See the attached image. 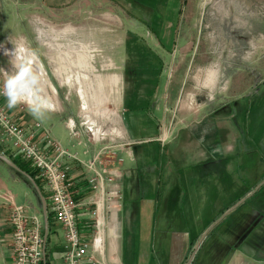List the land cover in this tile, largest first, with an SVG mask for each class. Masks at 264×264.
Here are the masks:
<instances>
[{
    "label": "rangeland",
    "instance_id": "obj_1",
    "mask_svg": "<svg viewBox=\"0 0 264 264\" xmlns=\"http://www.w3.org/2000/svg\"><path fill=\"white\" fill-rule=\"evenodd\" d=\"M19 46L41 61L56 92L39 79L38 86L59 103L57 111L64 118L88 122L77 86L67 81L72 71L86 67L93 80L83 82L91 112L99 121H106L104 111L111 117L127 112L130 118L132 112L150 108V114L142 113L143 121L132 119L130 124L136 137L153 135L157 127L168 137L163 143L143 140L134 147L137 158L151 155V164L142 168L154 174L161 204L172 199L174 205L195 170L193 159L182 148L187 135L184 124L169 133L165 121L182 122L186 109L197 112L207 104L227 103L212 118L220 115L221 127L215 132L226 162L223 193L217 192L220 208L216 222L192 250L191 261L202 258L204 264H226V255L237 248V241L256 233L255 219L243 221L264 212V0H0L3 88L7 77L20 71L6 48ZM176 92L179 95L173 96ZM23 102L25 112L42 121L50 118L51 112L41 104ZM176 102L181 108L170 112ZM106 145L108 140L101 146ZM69 148L86 162L90 159L84 146L73 143ZM106 155L103 166L114 169L117 154ZM119 158L122 169L130 166L126 153ZM30 194L35 203L32 190ZM173 215L176 219L178 213Z\"/></svg>",
    "mask_w": 264,
    "mask_h": 264
},
{
    "label": "crops",
    "instance_id": "obj_2",
    "mask_svg": "<svg viewBox=\"0 0 264 264\" xmlns=\"http://www.w3.org/2000/svg\"><path fill=\"white\" fill-rule=\"evenodd\" d=\"M55 48L57 47L55 46ZM19 60L17 62L19 67L26 63L32 71H36L37 77L34 83L30 79H25L24 82L28 83V89L33 86L37 90V96H32V98L36 103H42L45 106L44 108H40L51 112L48 113L50 118L42 121L25 112V110L21 112L16 105L9 107L6 96H0V102L6 105L10 112L21 114L24 124L27 125L33 122H40L42 124L43 128L38 133L37 140L44 148L48 147L47 140L50 134L68 150H70L69 145L73 143L84 146L85 151L89 153L90 159L87 160L89 162L102 147L101 145L105 144L106 140L100 143L92 142L90 137L87 136L85 127L77 120V130L79 133L78 136H74L68 124V121L73 118H64V115L57 111L59 103L52 100L45 89L38 86L37 81L39 79L40 82L48 85L51 91L56 92L53 83L45 76L46 70L41 61L30 51L28 53L24 51L23 59ZM72 73L73 76L69 75L67 81H70L71 84L75 83L77 86L84 103L82 109L89 124L95 125L100 132L108 135L116 133L125 135L128 133L127 138L130 140L128 142L127 138L124 137L120 141L123 146L118 149L116 155L119 163L117 162L116 166H114L115 168L112 169L114 172V183L110 188L117 196L118 194L121 195L122 200H120V205L113 216H103L104 229L99 236L101 238L100 245L95 246L93 241L96 234L92 228L87 227L86 235L90 242L88 255H94L97 262H101L102 264H193L191 261L193 257L192 250L205 231L216 222L214 215L217 212V208H220L217 202V192L223 193L222 175L226 162H224L221 138L215 132V129L219 126L221 127L220 115L214 121L212 118L219 112L220 106L227 103L207 104L197 112H193L189 107L190 109L183 111L184 117H186L184 121H165L169 122L166 125V127H170L169 133L175 127L184 124L183 128L185 130L183 131L187 135L183 139L182 148H184V154L189 155V159H193L195 170L192 172V178L186 190L181 191L179 200L172 205V199L170 201L166 199L162 205L160 199L157 198V181L154 174L148 169L144 173L145 168H142V166L147 167L151 164V155H141L137 158L134 147L143 140H158L160 143H163L168 137H166V133L164 132V136L161 134L162 132L159 131L160 127H157L155 134L149 135L146 138L136 137L131 131L130 124L133 121L132 119L143 121L146 117L142 113L148 112L150 114V108L134 111L130 115V118H127V112H123V115L122 113H113L114 116L111 117V115L105 116L107 112L104 111L102 117H107L106 121L110 120L111 123H105L106 121L103 119H101L103 121L101 123L93 115V111L91 112L92 103L88 99L90 95L84 85V82L90 80L91 73L87 70V67L85 69H78L77 72L72 71ZM96 78L100 79L99 76H96ZM83 79H87V81L83 82ZM92 80L93 77H91ZM120 92L119 90L118 95H120ZM172 95L178 96L179 94L176 92L172 93ZM23 99L32 105H37L31 103L30 99H26L24 94ZM123 99L124 97H122V105L126 102ZM156 106L160 109L157 104ZM180 108V103L176 102V104H173L170 112H177ZM187 126L188 128L186 129ZM121 127L125 132L121 130ZM154 128L156 127L154 126ZM162 136L165 140L162 139ZM2 139L3 136L0 131V155L5 156L13 163H15V160H20V154L12 149L9 142ZM110 140L111 138L108 140V143ZM113 143L110 142V144ZM130 143L132 144L130 145ZM70 151L72 152V150ZM121 153H126L127 157L131 159L128 168L122 169L120 167L123 163V160L119 158ZM81 160L86 163V160L82 158ZM69 163L72 167L71 178L74 183L73 190L75 197L80 202H86L90 200L93 194L88 185V177L91 175L89 176L87 173L85 165L75 160H69ZM137 165L138 167H136ZM15 172L16 170L0 157V264H14V253L12 250L14 231L9 221L13 205L28 206L29 213L38 216L42 222L43 236L46 240V259L44 264H66L65 251L67 242L65 239V229L55 219L54 214L50 210L49 193L45 190L46 197H44L47 203V210H45L38 194L32 189L31 183L16 175ZM196 175H199L200 179L202 178V182ZM31 190L35 196V203L31 199ZM226 190L228 191L227 188ZM185 192H189L187 197L184 196ZM224 192H226L225 189ZM94 207L92 206V209ZM83 210L84 208L81 207L79 211ZM174 213H178L176 219L174 218ZM262 213L261 216L253 215L243 221L249 222V220L255 219L257 221L255 224L257 227L254 228L256 233L247 235L241 242L237 241V248L233 247V250L226 255V264H264V212ZM84 220L86 219L82 217V223ZM259 225L261 226L259 227ZM190 253L191 257H189ZM85 264L95 263L87 261ZM194 264L204 263H202L201 258L200 261Z\"/></svg>",
    "mask_w": 264,
    "mask_h": 264
},
{
    "label": "built area",
    "instance_id": "obj_3",
    "mask_svg": "<svg viewBox=\"0 0 264 264\" xmlns=\"http://www.w3.org/2000/svg\"><path fill=\"white\" fill-rule=\"evenodd\" d=\"M7 79L9 80V77ZM2 83L3 80L0 82V96H6V90ZM23 101L27 102L21 98L16 103L21 112L25 110L26 105ZM68 122L72 134L78 136L75 120L70 119ZM100 122L103 123L102 120ZM81 124L94 135L90 138L92 142L100 143L110 138V142H114L102 146L86 163L77 153L65 148L50 134L47 140L48 147L44 148L37 140L38 133L43 128L42 124L40 122L24 124L21 114L10 112L6 105L0 102L2 140L9 142L12 149L33 167L37 172V177L43 183L44 189L49 193L50 210L65 229L66 264H85L87 261L102 264L97 262L94 255H88L90 242L86 231L87 227L92 228L96 234L93 243L95 246L100 245L101 238L99 236L104 229L103 216H113L120 205V200H122V196L119 194L117 196L110 188L114 183V172L103 166L106 159H102L107 153H109L106 155L108 158L110 153L117 154L118 149L123 146L120 143L122 135L111 134L110 138L104 132L95 135L89 121H83ZM108 149L110 150L108 151ZM69 160H75L85 165L87 170L92 173L88 177V185L93 194L86 202H80L75 198L74 183L71 178L72 167ZM92 206L95 207L92 209ZM81 207L84 208L83 211H79ZM82 217L86 219L83 223ZM9 221L14 231L12 244L14 264H44L46 240L43 236V224L38 216L31 215L28 206L13 205Z\"/></svg>",
    "mask_w": 264,
    "mask_h": 264
},
{
    "label": "clouds",
    "instance_id": "obj_4",
    "mask_svg": "<svg viewBox=\"0 0 264 264\" xmlns=\"http://www.w3.org/2000/svg\"><path fill=\"white\" fill-rule=\"evenodd\" d=\"M25 77H29L32 83L36 81V77L32 74L30 66L26 63L20 66V71L17 76L9 78L6 82L5 94L8 98L9 107L15 105L22 98L21 94L25 90Z\"/></svg>",
    "mask_w": 264,
    "mask_h": 264
},
{
    "label": "bare ground",
    "instance_id": "obj_5",
    "mask_svg": "<svg viewBox=\"0 0 264 264\" xmlns=\"http://www.w3.org/2000/svg\"><path fill=\"white\" fill-rule=\"evenodd\" d=\"M24 51H26L28 53L26 47L25 48H22L21 46H19L16 49L15 48H6V53H8L10 56L14 57L15 60H17V62H18L19 59H20L19 61H21L23 59V52ZM14 55H16L17 57L14 56ZM24 85H25V90L23 91L22 95L24 94V97L26 99H30L31 103L41 104V106H43L42 103H36L34 101V99L32 98V96H35V97L37 96L36 95L37 94V90H35L33 86H32V88H29L28 89V83H25L24 82ZM22 98H23V96H22ZM43 107H45V106H43ZM46 108H48V107H46ZM91 126H92V130L94 131L95 135H97L98 133H100L99 129L95 125L91 124Z\"/></svg>",
    "mask_w": 264,
    "mask_h": 264
},
{
    "label": "water",
    "instance_id": "obj_6",
    "mask_svg": "<svg viewBox=\"0 0 264 264\" xmlns=\"http://www.w3.org/2000/svg\"><path fill=\"white\" fill-rule=\"evenodd\" d=\"M0 157L13 169H15L17 172H19L23 177H25L27 179V181H29L31 184L32 189H34L36 191V193L38 194L40 200L42 201L43 205H44V209L47 210V203H46V199L40 189V187L38 186V184L36 183V181L26 172H24L22 169H20L15 163H13L12 161H10L8 158H6L5 156H1Z\"/></svg>",
    "mask_w": 264,
    "mask_h": 264
},
{
    "label": "trees",
    "instance_id": "obj_7",
    "mask_svg": "<svg viewBox=\"0 0 264 264\" xmlns=\"http://www.w3.org/2000/svg\"><path fill=\"white\" fill-rule=\"evenodd\" d=\"M21 158V157H20ZM15 164L22 169L24 172L28 173L38 184L40 187L43 195L46 197V192L43 186V183L40 181V179L37 177V172L33 169V167L26 161H24L22 158L20 160H15ZM76 200L78 199L75 197Z\"/></svg>",
    "mask_w": 264,
    "mask_h": 264
}]
</instances>
